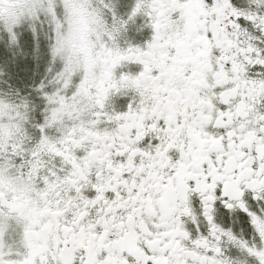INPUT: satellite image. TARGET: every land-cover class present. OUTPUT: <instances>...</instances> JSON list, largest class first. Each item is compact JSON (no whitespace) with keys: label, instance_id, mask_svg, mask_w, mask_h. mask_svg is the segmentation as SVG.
Masks as SVG:
<instances>
[{"label":"snow or ice","instance_id":"obj_1","mask_svg":"<svg viewBox=\"0 0 264 264\" xmlns=\"http://www.w3.org/2000/svg\"><path fill=\"white\" fill-rule=\"evenodd\" d=\"M0 264H264V0H0Z\"/></svg>","mask_w":264,"mask_h":264},{"label":"rangeland","instance_id":"obj_2","mask_svg":"<svg viewBox=\"0 0 264 264\" xmlns=\"http://www.w3.org/2000/svg\"><path fill=\"white\" fill-rule=\"evenodd\" d=\"M23 40H24L25 42H27L28 44H34V41H33V39H32L31 33H27V34L24 36Z\"/></svg>","mask_w":264,"mask_h":264}]
</instances>
